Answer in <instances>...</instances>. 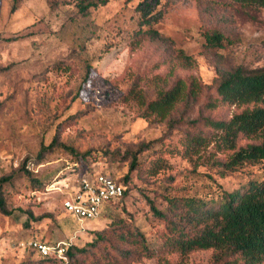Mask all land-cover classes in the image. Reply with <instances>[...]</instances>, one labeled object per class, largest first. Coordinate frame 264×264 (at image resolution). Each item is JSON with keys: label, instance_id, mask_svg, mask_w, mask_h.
Returning a JSON list of instances; mask_svg holds the SVG:
<instances>
[{"label": "rangeland", "instance_id": "1", "mask_svg": "<svg viewBox=\"0 0 264 264\" xmlns=\"http://www.w3.org/2000/svg\"><path fill=\"white\" fill-rule=\"evenodd\" d=\"M13 2L0 0V177L12 176L3 187L12 213L0 212V264H214L211 249L124 258L115 233L137 227L156 246L166 223L153 216L146 195L158 207L166 196L217 199L221 189L262 177V162L227 168L233 150L215 143L220 131L205 126L203 118L227 120L264 106L209 105L218 98L219 75L238 67L264 70V7L232 0H85L91 5L82 10V0H18L11 10ZM145 29L158 36L138 40ZM213 31L223 36L220 46L206 42ZM14 33L26 37L2 39ZM167 49L183 50L194 66L170 73ZM190 76L203 84L196 97L180 98L163 119L143 115L158 91ZM197 132L209 142L186 153V135ZM260 140L241 135L235 148ZM149 143L151 151L140 150ZM41 149V163L30 166L34 177L64 172L34 189L21 165ZM84 152H90L88 162L72 166ZM133 153L142 173H129L119 204L91 220L62 209L75 172L99 170L120 178ZM157 159L163 166L149 174ZM31 238L82 251L68 263L47 260L25 245Z\"/></svg>", "mask_w": 264, "mask_h": 264}, {"label": "trees", "instance_id": "2", "mask_svg": "<svg viewBox=\"0 0 264 264\" xmlns=\"http://www.w3.org/2000/svg\"><path fill=\"white\" fill-rule=\"evenodd\" d=\"M13 1L11 10L15 8V3L18 0ZM82 1L84 4L81 7L82 10L91 5L89 2H84L85 0ZM232 1L243 5L264 7V0ZM155 36H158V32L152 29L139 30L138 40ZM24 37H26L25 33H14L2 39L15 41ZM222 40L223 36L218 31L206 35V42L210 46H220ZM164 60L169 64L170 73L177 68L189 69L195 63L194 59L181 49H167ZM214 85L218 98L209 105L215 106L225 102L237 104L264 103L263 69L246 72L238 67L216 77ZM202 86L203 84L194 76H190L188 82L178 78L167 89L158 91L154 99L145 103L143 115H155L163 119L180 98L196 97L201 92ZM203 123L209 128L220 131L214 137L216 144L225 149L233 150L226 160L225 166L227 168L235 167L247 161L262 162V177L250 179L244 185L232 190L221 189L217 199L166 196L165 205L158 207L155 199L146 195L145 198L150 204L153 216L163 220L166 227L161 231V241L156 246H150L137 227L116 232L115 234L122 245L120 247L115 245V247L124 258L132 253L154 257L163 256L170 252L186 255L194 250L211 249L214 264H264V106L245 108L227 120H214L206 117L203 118ZM241 135L259 137L261 140L259 143H247L235 148L236 141ZM186 136L184 143L186 153L197 150L203 143L209 142L206 135L200 132ZM151 148L152 143H149L140 150L151 151ZM42 152L41 149L35 160L28 157L24 158L21 165V169L29 178L34 189L47 187L64 172L61 169L52 179L43 180L34 177L33 167L30 166L41 163ZM89 155L90 152H84L74 157V161H71L72 166H81L83 162H88ZM162 164V161L157 159L152 164L153 171H149V174H155L157 169L163 166ZM66 167L67 165L63 168ZM134 170L142 173L140 166L137 165L136 153L132 154L129 171L125 175L120 178L112 176L124 186L123 195L110 201L100 214L108 212L125 198L131 177L129 173ZM11 177L10 175L0 177V212L3 214L12 213V209L8 208L3 190L4 184L9 182ZM29 218H32L31 213H29ZM25 225H28V221L25 222ZM97 238H102L101 232L97 233ZM32 250L37 253L36 250ZM80 251L82 249L68 246L65 247L62 256H42L38 253L37 255L47 260H66L68 263L74 259L75 253ZM110 262L111 260H109Z\"/></svg>", "mask_w": 264, "mask_h": 264}, {"label": "built area", "instance_id": "3", "mask_svg": "<svg viewBox=\"0 0 264 264\" xmlns=\"http://www.w3.org/2000/svg\"><path fill=\"white\" fill-rule=\"evenodd\" d=\"M123 192L122 183L103 171H77L70 190L61 199V207L77 219L91 220L100 215L110 201L120 198ZM25 245L42 256H62L65 251L61 243L49 245L36 239L28 240Z\"/></svg>", "mask_w": 264, "mask_h": 264}]
</instances>
